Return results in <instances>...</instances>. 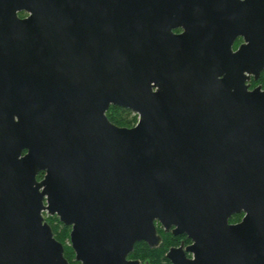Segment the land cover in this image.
Instances as JSON below:
<instances>
[{
	"label": "water",
	"instance_id": "1",
	"mask_svg": "<svg viewBox=\"0 0 264 264\" xmlns=\"http://www.w3.org/2000/svg\"><path fill=\"white\" fill-rule=\"evenodd\" d=\"M263 71L264 0H0V264H264Z\"/></svg>",
	"mask_w": 264,
	"mask_h": 264
},
{
	"label": "flooded vegetation",
	"instance_id": "2",
	"mask_svg": "<svg viewBox=\"0 0 264 264\" xmlns=\"http://www.w3.org/2000/svg\"><path fill=\"white\" fill-rule=\"evenodd\" d=\"M19 15L21 16V17H26V16H28L29 15V13L28 12H26V11H21V12H19ZM176 33H181L182 31H183V29L182 28H177V29H175L174 30ZM244 42V38L242 37V36H238V37H236V39L234 40V42H233V49H234V51H236V50H238L239 49V47L241 46V44ZM260 79V78H259ZM258 79V80H259ZM255 79H251V81H250V83H251V85L253 84V81H254ZM255 81H257V80H255ZM258 85H262V84H258ZM262 87H263V85H262ZM251 88H254L253 86H251ZM264 88V87H263ZM124 108V107H123ZM126 109H128V108H126ZM109 110V109H108ZM129 110H131V109H129ZM133 111V110H132ZM137 124V122L136 123H134L133 125H131V126H128V127H132V126H135ZM24 153H26V150L24 151ZM43 172V175L42 176H40V174ZM44 175H45V171H41L39 174H38V179H43V177H44ZM44 212H47L48 213V218H46L45 217V219H46V221H48V223L52 226V229H53V231H54V235H55V237L58 239V240H60L59 239V234H58V232L55 230V229H57V225H56V223H55V221H60V222H58L62 227H64L65 228V230H66V233L67 234H65L66 235V239H70V243H71V247H72V249H73V251H74V253H75V255H76V252H75V250H74V248H73V246H72V241H71V234H72V230H73V225H71V224H66V223H64L63 221H61V219H60V217L57 215V214H50L48 211H44ZM43 212V213H44ZM244 212H237V213H234L231 217H230V219H229V222L230 223H238V222H240L241 220H242V218L244 217ZM44 216H45V214H44ZM155 224H156V227H157V230H158V233L161 235V237H162V242H161V244L165 241V238H167L168 240H170L171 242H172V244L170 245V247H169V249L171 248V247H180V246H183V248H186L188 245H190L192 242H193V240L191 239V238H189V236L187 235V234H185V233H174V229H175V227L176 226H172L170 229H167L166 228V226H164L159 220H156L155 221ZM139 242H141V241H139ZM147 245H149L148 244V242L147 241H144ZM138 243V242H137ZM136 243V244H137ZM160 244V245H161ZM64 245V244H63ZM159 245V246H160ZM150 246V245H149ZM158 247V246H157ZM64 248H65V256L68 258V256H67V254H66V247L64 246ZM134 251V250H133ZM132 251V252H133ZM131 252V253H132ZM168 252V251H167ZM167 252H166V254H167ZM131 253L129 254V256H128V258L129 259H139V258H135V257H132L131 256ZM186 254L189 256V257H192L193 256V253L192 252H189V251H186ZM166 257H167V255H166ZM168 258V257H167ZM169 259V258H168ZM68 260H69V258H68ZM141 260V259H140ZM70 261V260H69ZM77 261V263H79V264H83L81 261H79V260H76ZM142 261V260H141ZM146 261H149L150 262V260L149 259H146V260H143L142 262L144 263V262H146ZM169 261H170V263L169 264H172V262H171V260L169 259ZM166 262V261H165ZM70 263L71 264H73L74 262L73 261H70ZM151 263V262H150ZM152 264V263H151ZM165 264H167V263H165Z\"/></svg>",
	"mask_w": 264,
	"mask_h": 264
},
{
	"label": "trees",
	"instance_id": "3",
	"mask_svg": "<svg viewBox=\"0 0 264 264\" xmlns=\"http://www.w3.org/2000/svg\"><path fill=\"white\" fill-rule=\"evenodd\" d=\"M253 84L258 85L262 84L264 87V71L260 77L259 80L253 81ZM130 110L117 106V105H111L109 110L107 111V115L109 119L121 126H130L133 124V122H136L137 116L134 115V118H130L129 116ZM43 175V172L40 174V176ZM57 231V229H55ZM59 239L60 236H59ZM172 242L165 238V241L158 247H151L147 245L144 241L138 242L135 245L134 251L131 253L132 257L139 258L142 261L149 259L152 264H169L170 261L166 257V252L169 250L170 245ZM166 261V262H165Z\"/></svg>",
	"mask_w": 264,
	"mask_h": 264
},
{
	"label": "rangeland",
	"instance_id": "4",
	"mask_svg": "<svg viewBox=\"0 0 264 264\" xmlns=\"http://www.w3.org/2000/svg\"><path fill=\"white\" fill-rule=\"evenodd\" d=\"M251 86H253V87H256V86H258V85H255V84H252ZM134 115H136L137 117V120H136V122H138V120H139V115L137 114V113H135L134 111H132V110H130V113H129V116H130V118H134ZM136 122H133V124L134 123H136ZM132 124V125H133ZM131 126V125H130ZM44 214H45V217L46 218H48V213L47 212H44ZM58 222H60V221H58ZM57 221H55V223H56V225H57V232H58V234L60 235V241L64 244V246L66 247V254H67V256H68V258H69V260L70 261H73L74 263L73 264H79V263H77V259H76V255H75V253H74V251H73V249H72V247H71V243H70V239L68 240V239H66V235L65 234H67L66 233V230H65V228L64 227H62L59 223H58ZM61 223V222H60Z\"/></svg>",
	"mask_w": 264,
	"mask_h": 264
}]
</instances>
